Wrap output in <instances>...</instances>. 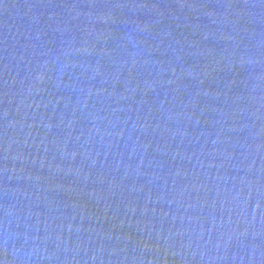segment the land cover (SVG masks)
Here are the masks:
<instances>
[{
    "label": "water",
    "instance_id": "obj_1",
    "mask_svg": "<svg viewBox=\"0 0 264 264\" xmlns=\"http://www.w3.org/2000/svg\"><path fill=\"white\" fill-rule=\"evenodd\" d=\"M0 264H264V0H0Z\"/></svg>",
    "mask_w": 264,
    "mask_h": 264
}]
</instances>
